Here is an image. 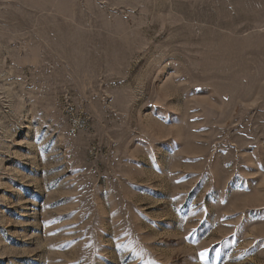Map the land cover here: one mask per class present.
<instances>
[{"label": "rangeland", "instance_id": "374dc122", "mask_svg": "<svg viewBox=\"0 0 264 264\" xmlns=\"http://www.w3.org/2000/svg\"><path fill=\"white\" fill-rule=\"evenodd\" d=\"M0 264H264V0H0Z\"/></svg>", "mask_w": 264, "mask_h": 264}]
</instances>
